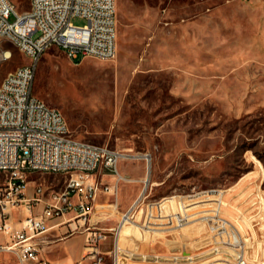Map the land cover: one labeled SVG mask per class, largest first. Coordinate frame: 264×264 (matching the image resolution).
Returning a JSON list of instances; mask_svg holds the SVG:
<instances>
[{
    "label": "rangeland",
    "instance_id": "obj_1",
    "mask_svg": "<svg viewBox=\"0 0 264 264\" xmlns=\"http://www.w3.org/2000/svg\"><path fill=\"white\" fill-rule=\"evenodd\" d=\"M14 2L20 11L29 8V0ZM117 22L113 59L77 62L52 46L38 63L33 92L64 114L74 137L123 152L121 173L135 176L136 160L143 162L149 186L136 219L124 225L120 264H235L242 239L248 264H264V0H117ZM28 62L0 37V84ZM145 153L148 172L138 157ZM67 177L29 174L54 189ZM126 186L128 195L138 188ZM107 197L92 212L95 225L118 221L115 198ZM159 202L162 214L154 205L157 217L149 219L148 205ZM251 208L258 210L252 222ZM19 217L25 212L14 213ZM59 231L52 238L72 229ZM113 242L108 233L100 249ZM0 264L15 258L0 252Z\"/></svg>",
    "mask_w": 264,
    "mask_h": 264
},
{
    "label": "built area",
    "instance_id": "obj_2",
    "mask_svg": "<svg viewBox=\"0 0 264 264\" xmlns=\"http://www.w3.org/2000/svg\"><path fill=\"white\" fill-rule=\"evenodd\" d=\"M76 17L84 18L86 23L74 24L72 19ZM0 37L29 58L27 64L8 73L0 84V252L11 253L15 264H59L42 256L37 239L52 228V219L74 212L77 223L70 226L71 233L85 234V253L77 264H84V260L89 264H119L118 228L136 219L149 181L144 179L145 188L121 215L117 227L98 228L92 222L95 202L104 193L115 198L117 208L119 183L123 179L118 162L126 155L108 145L74 137L64 114L33 92L38 63L52 46L64 48L70 59L80 58L77 62L86 57L109 60L116 56L117 0H29V8L24 11L14 0H0ZM11 56L4 53L5 59ZM142 158L148 171L151 155L145 153ZM105 168L117 176L112 186L98 177L99 170ZM35 171L61 172L68 177L60 189L35 183L28 193L29 174ZM40 204L42 210L34 213ZM154 205L159 215L163 212L161 202L149 204V219L157 217L153 214ZM21 211L25 217L14 219V213ZM219 219L232 225L225 218ZM108 233L114 234L113 247L103 252L100 242ZM245 244L242 239L235 264H248Z\"/></svg>",
    "mask_w": 264,
    "mask_h": 264
},
{
    "label": "crops",
    "instance_id": "obj_3",
    "mask_svg": "<svg viewBox=\"0 0 264 264\" xmlns=\"http://www.w3.org/2000/svg\"><path fill=\"white\" fill-rule=\"evenodd\" d=\"M136 161L139 162V167H140V171L137 173V175L132 176L128 173H124V172L121 173L118 170L120 175L123 177V179L120 180L119 188H118V199H117V208H116L118 210V214L116 215L117 216L116 218H118V221H117L116 225H118V223L121 219V215L130 207V205L134 202V200L140 195V193L143 190V184H144V182H142V181H144L143 180L144 179V177H143V162L139 161V160H136ZM150 169H151V165H150ZM99 174H100V177H99L100 180L106 184L111 185V186L117 180V176L111 170H109L107 168H105L101 171L99 170ZM30 183L32 184V186L30 188H28V193L32 192L33 187L35 185L33 181H31ZM123 183H135V184H138V188L135 190L134 194L130 193V195H128L127 186H126V188L125 187H123V189L121 188V185ZM102 194L107 195L104 193L99 194V198L95 202L94 209L98 206L99 199L103 196ZM191 196H192L191 197L192 201H195L194 198L199 197V194L191 195ZM214 196H215V194H214ZM110 197L111 196L108 195L107 200L110 199ZM179 197L180 196H178V198ZM187 200H189V199H187ZM183 202H184V198L181 199L182 209L184 208ZM42 208H43V204L38 205L35 208L34 213L40 212L42 210ZM164 212H166V211H164ZM251 212H254L251 215V217H254L257 215L258 210L256 208H251ZM257 218L258 217H254L250 221L251 222L256 221V220H258ZM76 223H77V218L75 217L74 212H70V213L66 214L65 217H63V218L59 217V218L52 219L50 221V226H52V228L47 233H45L44 235H42L41 237H39L37 239V241L39 242L40 247H41V254L45 259L49 260L50 262L59 263V264H77L79 261L82 260L83 255L85 253V249H84L85 234L84 233H77V234L76 233H70L67 236L60 237L57 239L52 238V236L58 235V233H60V231H59L60 228L73 226ZM114 224L115 223L113 222L112 225H110V226H106V225L105 226L96 225V226L98 228H115L116 225H114ZM55 231H57L58 233H55ZM76 237L79 238V242H78L79 245L76 241H74V238H76ZM2 240H3V237L0 236V241H2ZM122 243H123V239L120 237V245ZM76 244H77V248H76L75 252H73L72 254H69L68 253L69 249H71ZM57 250H60L63 254L57 255V253H56ZM15 263H16V260H15ZM84 264H89V262L87 260H84Z\"/></svg>",
    "mask_w": 264,
    "mask_h": 264
},
{
    "label": "bare ground",
    "instance_id": "obj_4",
    "mask_svg": "<svg viewBox=\"0 0 264 264\" xmlns=\"http://www.w3.org/2000/svg\"><path fill=\"white\" fill-rule=\"evenodd\" d=\"M10 53H11V52L7 51V52H6V55H7V56L10 55ZM138 157H141V158H142V155H141V156H138ZM149 170H150V168H149ZM149 170H148V171H149ZM148 179H149V178H147V179H145V180L148 182ZM145 180H144V181H145ZM113 206H114V208H116V204H113ZM124 225H125V224H124ZM124 225H123L122 227H119V228H118V234H119L118 242H119L120 250H121L120 237H121V234H122V231H123ZM119 264H120V255H119Z\"/></svg>",
    "mask_w": 264,
    "mask_h": 264
}]
</instances>
